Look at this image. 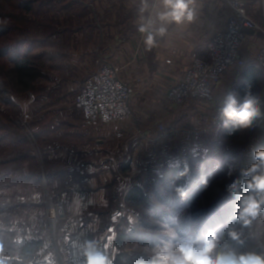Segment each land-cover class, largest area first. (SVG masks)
<instances>
[{"label":"rangeland","instance_id":"374dc122","mask_svg":"<svg viewBox=\"0 0 264 264\" xmlns=\"http://www.w3.org/2000/svg\"><path fill=\"white\" fill-rule=\"evenodd\" d=\"M61 1L0 0V26L6 28L5 33L0 34V264H75L72 260L63 258L57 247L60 225L68 218V208H76L73 195L79 193L89 197L98 196L102 192L106 199L108 191V194L116 198L113 206L119 208L124 186H129L132 177L136 175L133 170H129L130 174L128 170H119L116 174L113 161V166L109 169L111 175H103L99 179L100 172H97L99 176H95L104 160L111 156L118 163L119 159L97 142L101 136H90L114 125L122 129L130 120L112 124L98 122L95 127L87 126L82 111L76 105L75 92L79 91V88L67 86L72 75L65 74L57 66H53L51 56H43L45 47L40 52L35 49L36 44L43 41L40 39L43 36H48L53 31L69 30L70 21L68 22V16L61 10ZM63 15L65 16L62 17ZM62 45H67V41L60 40V46ZM26 47H29L30 54L25 52ZM22 61L31 72L27 87L24 84L27 78H22L21 82L16 71V64ZM103 62L114 64L108 60ZM114 65L120 68L121 78L128 84L123 75V68ZM101 67L91 73L82 86L96 75ZM191 103L193 102H189ZM258 108L260 115L248 127H242L233 137L224 138L220 128L215 134L192 138L187 149L181 146L179 157L182 161L187 159L185 151H189L191 145L198 143L191 148L192 154L207 155L210 148H213L222 157H228L230 166L217 178L211 191L199 205L192 207L191 213L180 212L177 215L179 211L173 209L171 224H166L164 229L159 228L165 230L164 234L173 236V227H176L178 231L194 235L198 220L195 224L188 223L189 229L185 228L186 218L190 214L198 212L200 208H210L225 199L229 200L225 201L229 207L236 206L239 197L228 190V186L234 181H239L243 195L248 194L245 181L250 177L242 176L241 170L258 163L256 153L264 151V101L258 103ZM69 117L72 122H76L75 128L65 124L70 123ZM73 129L78 131V134H89L90 136H87L90 140L72 137L68 133ZM41 134L50 136L46 135L47 138L41 139ZM178 155H174L175 158ZM48 173L56 175H53V182L48 180ZM87 179H94L89 187L83 184ZM102 179L106 184H102ZM98 180L101 183H98ZM109 182L113 184L111 188L107 187ZM153 195V192H150V196ZM47 196L53 203L65 206V215L55 225L56 231L49 216ZM172 197L173 195L170 196ZM87 203L80 205V208L86 207L89 212L96 208L104 211L100 206L92 207L91 203ZM171 203L175 201L171 200ZM136 212L140 214L139 210ZM137 214L133 212L132 216L116 217L119 221L112 224L115 239L118 235V225L124 222L122 219L127 218L131 223L137 224L140 220L143 221ZM235 214L236 210H231L225 219H222L221 224L210 230L218 234L221 240L220 248L227 246L239 253L264 254V212L248 226L240 223ZM94 218L101 221L100 227H103L106 218L103 215ZM159 225L164 226L161 223ZM232 231L238 234V240L231 238ZM115 239L110 242L113 247L117 246ZM47 251L51 255L48 254L46 259L44 255Z\"/></svg>","mask_w":264,"mask_h":264},{"label":"crops","instance_id":"0c3cea01","mask_svg":"<svg viewBox=\"0 0 264 264\" xmlns=\"http://www.w3.org/2000/svg\"><path fill=\"white\" fill-rule=\"evenodd\" d=\"M242 1L249 15L260 26V29L246 32L245 41L239 49V58L246 65L231 66L218 83L210 101L188 105L171 103L168 94L184 80L195 61L209 59L208 42L219 32L225 31L231 15L224 0H193L194 18L180 25L168 24L166 32L156 36L152 47L145 44V34L141 33L140 28L149 20L159 27L156 14L162 10L161 0L61 1V10L70 21L69 30L53 31L43 36L40 38L43 41L36 44L35 49L40 52L45 47L43 56H51L53 66L72 75L68 79V87L80 89L83 81L97 71L103 61L108 60L123 68L124 78L132 90V117L122 129L114 125L91 136L85 132L78 134L75 129L68 134L88 140L96 135L101 136L100 141H96L119 159L118 163L111 156L104 160L95 173L98 177L97 172H100L99 179L103 175H111L109 169L113 161L116 174L125 166H128V171L136 172L132 183L124 186V193L121 192L119 208L113 206L116 198L108 191L106 199L102 192L89 197L79 193L73 195L76 208L69 206V219L61 223L58 233L57 247L63 258L83 264V246L86 241H91L114 264L120 251L110 244L115 239L112 224L119 221L116 217L132 216L133 211L128 206L126 196L138 183L142 165L148 161H168L181 152V146L186 148L195 136L219 128L226 121L221 110L229 94L235 96L237 107L243 104L248 95L255 96L260 103L264 101V69L256 62L257 55L264 49V0ZM60 40H66L67 45L60 46ZM26 48L25 52L30 54L29 47ZM68 119L70 123L65 124L75 128L76 122H72L70 117ZM160 125H164V130L160 129ZM46 135L50 136L41 134L40 138H47ZM92 180L87 179L83 184L89 187ZM106 181L102 179V184H106ZM112 186L110 182L107 185L108 188ZM87 202L92 207L104 208V211L96 208L89 212L86 207L80 208ZM100 215L106 218L103 227H100L101 221L94 218ZM48 254L47 251L44 255L46 259Z\"/></svg>","mask_w":264,"mask_h":264},{"label":"trees","instance_id":"16d2710c","mask_svg":"<svg viewBox=\"0 0 264 264\" xmlns=\"http://www.w3.org/2000/svg\"><path fill=\"white\" fill-rule=\"evenodd\" d=\"M6 28L0 26V34H4ZM17 74L22 82V78H27L26 87L29 85L28 78L31 72L27 64L22 61L16 64ZM222 130L224 138L233 137L241 131L242 127L235 126L231 121H223L221 126L216 130L208 133H201L195 137L202 135H211ZM212 138V136H209ZM201 140V139H200ZM218 139H216V142ZM198 144V143H197ZM191 145V148L195 145ZM189 147V146H188ZM186 147V149L188 148ZM185 151L187 159H181L180 153L176 158L169 159L165 162L148 161L142 165L141 173L138 175V183L135 184L128 192L126 201L129 208L134 213L139 210L140 223H131L127 218L123 223L118 225V235L116 244L120 249L117 259L114 264H157L155 259L156 250L166 242L173 241L176 237H183L186 232L178 231L173 227L175 234L173 236L166 235V224H171L173 220V209L180 212L191 213L192 207L199 205L201 200L211 191L214 182L218 177L222 176L225 170L230 166L227 156L222 155L213 148H210L209 154L197 155ZM190 154V155H189ZM185 156V157H186ZM221 156L222 158H219ZM128 166L121 167L122 171H127ZM53 173H48V180L54 181ZM147 183V184H145ZM177 188L185 192L183 197L177 192ZM153 192V196H150ZM170 198V196H172ZM171 200L175 203H171ZM219 201L210 208H200L198 212L190 214L186 218V229H189L188 223L195 224L198 220L195 234L193 236L204 237L216 225L222 223L226 214L231 210L238 211L237 204L234 207H229L227 199ZM172 212V213H171ZM236 215V214H235ZM218 216H220L218 218ZM146 217V218H144ZM227 220V218H226ZM159 223L164 226H160ZM128 250H132L129 252Z\"/></svg>","mask_w":264,"mask_h":264},{"label":"built area","instance_id":"2783aa9c","mask_svg":"<svg viewBox=\"0 0 264 264\" xmlns=\"http://www.w3.org/2000/svg\"><path fill=\"white\" fill-rule=\"evenodd\" d=\"M224 2L231 12L228 25L225 31L219 32L208 42L209 59L195 61L184 80L172 88L169 98L175 104L188 105L189 102L211 100L225 72L235 64L246 65L239 58V49L245 41L246 32L260 29V26L249 15L242 0ZM256 62L264 67V49L257 55ZM101 66V70L86 81L76 96V105L89 127H95L98 122H128L133 113L132 90L121 78L120 68L109 62H103ZM163 126L160 125L161 130H164ZM46 199L53 229L56 231L55 225L65 215V206L53 203L49 196Z\"/></svg>","mask_w":264,"mask_h":264},{"label":"clouds","instance_id":"9594fccd","mask_svg":"<svg viewBox=\"0 0 264 264\" xmlns=\"http://www.w3.org/2000/svg\"><path fill=\"white\" fill-rule=\"evenodd\" d=\"M161 4L162 10L156 14L159 27H155L154 21L149 20L140 28L141 33L145 34L144 41L148 47L154 45L156 36L166 32L168 24L180 25L194 18L193 0H161ZM258 103L255 96L248 95L243 104L237 107L235 96L229 94L221 114L226 121H231L237 127H248L260 115ZM256 157L258 163L241 170L242 176L250 177L245 181L248 194L241 193L239 181L228 186V190L239 197L236 216L244 226L250 225L264 212V151L257 152ZM176 190L181 197L185 195L182 189ZM230 236L233 240L239 239L235 231ZM220 245L221 240L215 231H209L204 237L185 235L160 246L155 252V259L157 264H264V254L239 253L231 247L220 248ZM82 255L83 264H113L91 241L85 242Z\"/></svg>","mask_w":264,"mask_h":264}]
</instances>
